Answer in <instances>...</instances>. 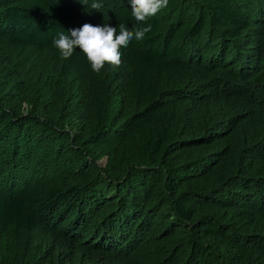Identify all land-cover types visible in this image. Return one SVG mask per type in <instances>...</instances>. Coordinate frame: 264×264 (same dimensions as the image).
Instances as JSON below:
<instances>
[{"label": "trees", "instance_id": "obj_1", "mask_svg": "<svg viewBox=\"0 0 264 264\" xmlns=\"http://www.w3.org/2000/svg\"><path fill=\"white\" fill-rule=\"evenodd\" d=\"M0 0V264H264V0H168L119 67L59 32L128 0Z\"/></svg>", "mask_w": 264, "mask_h": 264}, {"label": "clouds", "instance_id": "obj_2", "mask_svg": "<svg viewBox=\"0 0 264 264\" xmlns=\"http://www.w3.org/2000/svg\"><path fill=\"white\" fill-rule=\"evenodd\" d=\"M80 3L81 0H79ZM131 17L135 21L132 28L120 22L117 27L108 23L102 25L83 24L80 28L59 32L52 44L64 59L72 57L79 49L84 53L94 72H100L106 64L119 67L122 63L121 49L133 41H141L152 30L149 21L168 6V0H128ZM83 4V3H82ZM90 7L99 10L102 4L94 0Z\"/></svg>", "mask_w": 264, "mask_h": 264}]
</instances>
